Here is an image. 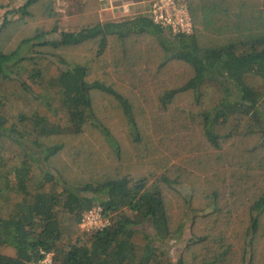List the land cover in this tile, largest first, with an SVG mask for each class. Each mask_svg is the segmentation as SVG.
I'll use <instances>...</instances> for the list:
<instances>
[{
  "label": "trees",
  "instance_id": "1",
  "mask_svg": "<svg viewBox=\"0 0 264 264\" xmlns=\"http://www.w3.org/2000/svg\"><path fill=\"white\" fill-rule=\"evenodd\" d=\"M181 4L192 34L0 0V264H264V0Z\"/></svg>",
  "mask_w": 264,
  "mask_h": 264
},
{
  "label": "rangeland",
  "instance_id": "2",
  "mask_svg": "<svg viewBox=\"0 0 264 264\" xmlns=\"http://www.w3.org/2000/svg\"><path fill=\"white\" fill-rule=\"evenodd\" d=\"M76 0H70L68 2H63V0H58V9L59 12L62 13V23L64 28H71L74 25V19L78 24H85L87 22H95L97 20L107 21L112 19H125L129 17H135L137 15H144L150 11V6L152 0H113L109 3V7L105 12H100L97 10L99 7L101 9L102 3L101 0H84L87 1L88 4L85 7V11L82 10L75 16L72 15L76 8L77 4ZM83 1V0H77ZM133 3H138V6H132ZM140 3V4H139ZM128 11L127 7H130ZM71 7L73 8L71 10ZM104 9V7H102ZM106 9V8H105ZM110 10V11H109ZM108 11V12H107ZM55 38H59V34L54 36ZM143 227L148 231V233L153 234L152 224L149 221H145ZM77 235H81V237L86 238L85 232L80 230ZM75 235V236H77ZM191 235L189 232V225H186L182 233L176 237L173 241H168L164 245L161 246L160 243H157V246H161L162 250L172 259L178 256L179 251L184 247V245L188 242Z\"/></svg>",
  "mask_w": 264,
  "mask_h": 264
},
{
  "label": "built area",
  "instance_id": "3",
  "mask_svg": "<svg viewBox=\"0 0 264 264\" xmlns=\"http://www.w3.org/2000/svg\"><path fill=\"white\" fill-rule=\"evenodd\" d=\"M149 13L156 24L170 28L173 34L193 33L191 16L181 0H152ZM82 224L87 231L103 230L109 221L104 218L102 209L95 207L85 214ZM52 257V253H45L39 264H52Z\"/></svg>",
  "mask_w": 264,
  "mask_h": 264
},
{
  "label": "crops",
  "instance_id": "4",
  "mask_svg": "<svg viewBox=\"0 0 264 264\" xmlns=\"http://www.w3.org/2000/svg\"><path fill=\"white\" fill-rule=\"evenodd\" d=\"M113 0H109V3L112 2ZM140 4V3H139ZM100 5H102V3H100ZM132 6H138V3H133ZM103 7V6H102ZM101 9L98 7L97 10L100 11V12H105L107 9ZM128 8V11L130 10L131 6L130 7H127ZM110 11V10H109ZM108 12V11H107Z\"/></svg>",
  "mask_w": 264,
  "mask_h": 264
}]
</instances>
